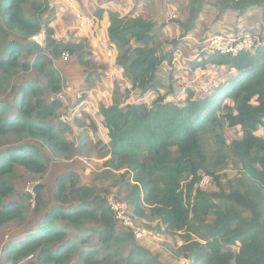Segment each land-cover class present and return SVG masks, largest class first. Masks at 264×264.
Instances as JSON below:
<instances>
[{
	"label": "trees",
	"instance_id": "1",
	"mask_svg": "<svg viewBox=\"0 0 264 264\" xmlns=\"http://www.w3.org/2000/svg\"><path fill=\"white\" fill-rule=\"evenodd\" d=\"M189 1V14L179 24L182 38L200 33L197 23L204 5L200 0ZM27 2L0 0V38L5 40L0 50V90L10 75L33 70L55 95L62 90V79L52 61L46 60L47 53L63 62L59 54L67 50L73 61L88 64L83 61L84 45L55 42L51 25L56 18L54 4L31 0L28 15ZM212 3L217 13L236 24L247 12L253 11L257 17L260 10L259 24L247 27L258 41L250 52L217 53L206 48V40L218 32L205 27L200 40L206 47H199L198 60L188 68L211 69L220 83L203 93L197 82L190 84L192 79L188 77L181 86L183 94L175 98L168 96L179 77L169 76L168 91L161 94L156 74L165 60L173 62L176 47L168 53L161 50L154 22L140 16L110 14L106 35L116 48V64L124 69L130 91L153 98L148 104L142 100L125 104L100 101L97 110L107 138L106 142H96V154L99 158L111 155L101 162L102 172L111 177L112 186L125 191L123 203L141 223L144 220L146 227L154 224L162 237L178 235L182 244L172 251L173 255L184 256L188 264H264V129L256 134L264 123V0ZM103 12L96 11L94 21ZM42 13L45 16L41 21ZM247 29L240 30L237 25L231 31L238 35ZM41 30L47 51L32 39ZM177 42L173 41L174 46ZM88 75L86 80L90 72ZM76 93L72 94V105L79 102ZM82 93L86 96L85 91ZM43 94L38 79H32L18 87L11 105L0 101V140L14 138L0 147V226L22 218L23 202L6 200L15 191L9 176L16 166L31 174H43L51 160L45 148L55 158L67 159L75 152V140L66 137L69 124L58 122L64 109L62 99L46 102ZM86 118L97 133L96 122L88 113ZM225 127L234 131L230 144L226 143ZM208 140L210 144H206ZM228 159L238 165V175L227 178L224 187L220 170L227 166ZM205 175L212 177L216 191L199 187ZM42 188V184L33 186L37 205ZM53 199L56 204L43 215L36 233L5 246V257L13 264L32 255L41 264H69L77 244L66 239L64 228L73 225L85 230L81 226L87 220L94 226L81 241L86 243L96 234L106 250L101 261L93 264H164L144 245L145 240L136 241L129 230L119 226L113 212L102 205L103 196L94 186L79 184L75 172L56 176ZM74 200L76 204H70ZM121 244L128 246L126 256L111 250ZM96 252L93 248L80 250L82 264H91L90 257Z\"/></svg>",
	"mask_w": 264,
	"mask_h": 264
},
{
	"label": "rangeland",
	"instance_id": "2",
	"mask_svg": "<svg viewBox=\"0 0 264 264\" xmlns=\"http://www.w3.org/2000/svg\"><path fill=\"white\" fill-rule=\"evenodd\" d=\"M30 1L28 0V2L25 4V9L27 14L29 15L30 12L32 11V8L30 7ZM43 4H54V6H52V8L54 9L53 14H55L56 18L54 20L58 21H62L64 18H72V21L74 23V26L77 27V22L75 21L74 17H72V13L69 12L68 10H66L64 7L62 6H56V0H40ZM76 3L78 2L80 5H84L83 1L84 0H74ZM120 2V7H124L125 9H133L135 8L136 3L138 2V0H118ZM174 1V0H172ZM202 2V4L204 5V9L203 11L200 13L199 19H198V28L200 33H198L197 37H180L181 34V30L179 29V24L188 16L189 14V8H190V1L189 0H181L182 3H180V5L177 6V12H173L172 8L170 7V2L169 1H161L159 0V4L157 5V11L159 12L160 10L163 9L164 7V13H163V20L161 19L160 21H153L155 24V30L157 31V40L156 43L158 45H160L161 50L164 53H168L170 52V50L174 47H176L175 50V54L174 57L172 58L173 62L171 63L169 60H165L164 62H166L163 67L161 66L156 74V80L157 82L160 84L159 87V92L162 94L164 92L168 91V85L170 82L169 76H171V78H174L176 76L179 77V79L174 83V86L176 85V87H174V89L170 92L169 94V98H175V97H180L183 93H182V87L184 86L186 81H188V77H191V81L190 84H194V82H197V84L202 81V80H211L212 78H216L217 77H213V73H211V69L210 71H205L202 69H189L188 66L191 65L190 63L197 61L199 58V53L198 49L199 47H205V43H203V41L200 40V36L202 35V31L205 27H208L210 30H215V32L218 33H225V29H234L236 28V25H238L240 27V30L243 29H247V27L253 26L254 24H259L260 22V15L259 13L261 12L260 10L257 9L256 12H258L257 17H255L253 14L255 12L250 11L247 12L244 15V19L242 21H240V23L236 24V21L233 20H227V18H223L222 15H220V12L217 13V11H215L213 9V1L214 0H200ZM108 2L107 0H100V3L97 6H93L91 5V8L88 7L89 9V13L90 14H86L89 17H92V25L88 27V30H98L99 29V23H94V19L91 13L93 11H95L97 9L98 6H104L106 5ZM165 3V4H164ZM168 3V4H167ZM49 6V5H48ZM87 6H89L87 4ZM84 6V7H87ZM78 7V6H77ZM81 8V7H80ZM80 8L78 7V9L80 10ZM92 9V10H91ZM95 9V10H94ZM169 9L170 11H172V13H174L176 15V17L174 19H168V17L166 16L165 12L166 10ZM216 9V7H215ZM52 13V12H51ZM218 15H220L219 19ZM43 16H45V13L41 14V21L43 20ZM217 19V20H216ZM150 20V19H147ZM167 20V22H166ZM216 20V21H215ZM151 21V20H150ZM235 22V24H234ZM171 23V24H170ZM60 25V23H58ZM71 26V24H70ZM65 28V26L63 27ZM207 28V29H208ZM216 28V29H215ZM101 29V28H100ZM248 30V29H247ZM102 31H104V29L102 28ZM165 33V35L162 36L161 34ZM207 31V30H206ZM61 37V39L63 40V42L67 41L66 35L61 33V31H56L55 33ZM168 34V36L166 35ZM206 34V33H205ZM208 34V33H207ZM217 34V33H215ZM214 34V35H215ZM34 36H37L36 39L41 42V45L43 47V49H47V45L45 42V35L43 37V34H41V31L38 34H35ZM99 37V36H98ZM176 39H178V42L176 43V46H174L175 44H173V41ZM172 40V41H171ZM104 42H106L107 47H109L110 42L109 40H104ZM5 43V40L0 38V50L3 48ZM102 52H104V54H106V50L107 48L102 47V43L103 42H99ZM84 52H83V61L88 62L87 63H77V67H80L79 70L76 71V74L74 76V80L72 81L74 83H70L67 80V75L69 74V72H61L60 68L61 67H65L70 65L74 59V56L70 55V61L68 63H63L61 61H58V58H52L49 53H47V58L46 60H51L54 67L59 71L60 77L62 79V90L60 91L62 93V107L61 109L64 107L63 111L68 107L71 101L70 99V93H76L80 90L83 89H79V87H84V83L86 82L85 79L88 78V72H91L92 76H95V81H105L106 77V73L108 72L106 70L103 69L104 73H97V68L100 65H96V67H94V63L92 61V48L91 44L89 42H85L84 44ZM96 49V48H95ZM113 49V48H111ZM97 50V49H96ZM47 51V50H46ZM60 58V57H59ZM116 61V59H115ZM175 62V63H174ZM61 65V67L57 68L58 65ZM117 65V64H116ZM174 66V67H172ZM107 69V68H106ZM222 68H214L213 70H217L220 71ZM108 70V69H107ZM118 73L117 75L123 79V81L126 78V74L124 69H117ZM105 74V75H104ZM80 77H79V76ZM70 76H73L70 74ZM116 76V75H114ZM206 76V77H205ZM90 78V77H89ZM32 79H38V83L44 88V94H43V98L45 99L46 102H50L52 99H55L56 94L54 95L49 88L46 86V83L44 82V80L42 79V77L40 75H38L36 72H34L33 70L27 71V72H23L21 70L17 71L15 74H12L8 77L7 83L4 84L3 88L0 90V101L2 103L6 102L9 105L12 104L13 100L15 99V97L17 96V89L18 87L23 84L25 81L27 80H32ZM107 88L106 91H104L102 93V98L101 96H99L101 99L100 101H104V102H119L121 104H125L128 103L130 101H138V100H142L145 103H150L152 101L151 95L150 94H143V95H137V91L132 92L130 90H128L126 87H124V83L123 81L121 82V80L119 79L120 82L116 81L115 79L111 80L109 82V79L107 80ZM67 82H69V84H67ZM100 82V83H101ZM110 83L113 84L115 87L114 89H110ZM172 83V81H171ZM178 84V85H177ZM107 90L111 93V95H107ZM84 91V90H83ZM88 91H86L87 93ZM108 92V93H109ZM72 97V95H71ZM98 95L95 94L93 92L92 97L91 98H86L89 102H91V104L93 105V107H95L96 105H98ZM109 100V101H108ZM78 108L81 111H87V109L84 106H78ZM62 111V112H63ZM84 114V113H82ZM264 129V123L258 127L256 134L260 135L262 134V131ZM70 132V131H69ZM69 132L66 133V137L68 138L69 136ZM72 132V131H71ZM234 132V131H233ZM232 131H230V129L225 127V136H226V143L230 144V142L232 141L231 139L233 138V133ZM71 135H73L72 133H70ZM13 137L9 136V138L6 139H1L0 140V147H4L5 145H7V142H12L13 141ZM71 140H74V138H68ZM29 139H25V141H27ZM206 144H210V141H206ZM44 153L47 156H51V160L49 162L48 165V169L46 170L45 173L43 174H31L28 173L27 171H25L22 167L20 166H16L15 172L9 176V180L14 184L15 186V191L10 194L6 200H12V199H20L23 202V214H22V218L20 219H15L9 223H6L2 226H0V264H13V262L11 260H8L5 257V252H4V248L5 246L9 243V242H16L19 241L20 239L24 238V236H26V234H33L37 232V228H38V223L41 221V219L43 218V215L49 211L53 205L56 204V202L53 199V195H54V191H55V178L58 174H60L61 168L64 169H68L67 171H71L73 168L77 169L79 174H80V170H82V166H83V161L80 160V157H83L84 153H87V149H79L75 146V152L70 156V158H67V162H69L67 165L63 162L65 161V159L63 158H55L50 154V151L45 148ZM76 153H79L78 155H75ZM80 161H78V158ZM58 161V162H57ZM90 168V167H89ZM221 173H224V175L222 176L220 182L222 184V186L226 187L227 186V178L233 179L238 175V165L236 164V162L233 159H228L227 161V166H225L222 170H220ZM56 174V175H55ZM91 178L90 180L93 182V180L96 181L97 177H93V173L88 174ZM102 175V179H103V184L104 183H111V177L108 178L106 175H104L103 172H101ZM205 176H209V175H205ZM210 177V182L200 188L209 190V191H216V186L213 183V179L211 176ZM79 182V181H78ZM36 184H42L43 188L40 192V201L39 204L37 205V201L36 198L34 200H31V198H29V196L27 195V191L26 188L27 186H34ZM95 187V191L97 192V194L103 196L104 198V202L102 205H106L105 204V199L108 195H112L115 198H118L119 201L123 202L124 201V196H125V191L124 190H120L119 188H117L115 186V190L111 191V187H112V183L110 185H106L105 187H101L98 188L96 185ZM106 189V191H104ZM70 204H76V201H72L70 202ZM128 207V205H127ZM129 211L132 213L131 209L128 207ZM142 224L143 226L151 232V236H148V239L143 241L148 248L151 249V251L153 253H155L157 255V258L163 262L164 264H188V259L185 258L184 256L182 257H177L175 255H173V250H175L178 246H181L182 241L181 239L178 237V235H167L162 237L161 235L157 234V231L154 229V224L149 223L147 225V227L145 226V221L142 220ZM94 226V222L92 221H88L84 222L82 224V228H86L85 230H78L76 226L73 225H69V226H65V231H66V239L67 240H71L73 242H75L77 244V249L75 250V252L73 253V255L71 256L70 259V263L69 264H82L81 260L79 259V252L80 250H88V249H95L97 250V252L93 255H91L90 257V263H96V261H101V259L103 258L104 254L106 253V250L103 248V246L98 242V239L96 237V234H93V236L86 242L83 243L81 241V238L83 236H86L89 233V229ZM153 226V227H152ZM121 228L117 227V231H120ZM135 241V240H134ZM135 243L139 244V242ZM54 250V247L52 248ZM234 250V247L232 248ZM112 251L114 252H118L121 256H126L128 253V246L126 244H121V245H116L113 246ZM26 262H31L34 264H41L39 262H36L35 260V255L29 256L27 258H24L21 260L20 263H26ZM19 263V264H20ZM99 264H105V263H99Z\"/></svg>",
	"mask_w": 264,
	"mask_h": 264
},
{
	"label": "crops",
	"instance_id": "3",
	"mask_svg": "<svg viewBox=\"0 0 264 264\" xmlns=\"http://www.w3.org/2000/svg\"><path fill=\"white\" fill-rule=\"evenodd\" d=\"M162 2L164 1H169L170 2V7L172 8L173 12H177V6L180 5L181 0H161ZM107 4L104 6H98L97 9L95 11H93L91 14L95 15V12L98 11L99 9H103V14L98 18L97 22L94 21V23H99V29L95 30V31H91V30H87V32L85 33H80L78 32V30L76 29V27L74 26V23L72 21V18H64L62 21H58L57 20H53L51 25L53 26V28L57 31H61V33L66 35L67 41L66 42H72V43H82L84 44L85 42H89L91 44L92 48V55L91 57L93 58L92 61L94 63V67H96L95 64L100 65L97 68V73H104L103 69L108 71L105 72L106 73V79L105 81L101 82V81H95V76L91 74L90 72V78L88 80H86V82L84 83V87H79L78 90L83 89L85 92L88 91L86 93V97L89 99L92 97L93 92L95 94L98 95V102H100V99L102 98V93L104 91H106L107 88V80L109 79V82L113 79H115L116 81L120 82L119 79L121 80V82L123 81L122 78H120L117 73L118 70L117 69H122L121 67H119L118 65H116V48L110 43L109 47H107L106 42H104V40H108V37L106 35V28H107V23L109 21V17L111 13H115L119 16H125V15H129V16H140L143 19H150L151 21H160L161 19L163 20V13H164V7L162 10H160L159 12L157 11V5L159 4V0H138V2L135 5V8L133 9H125L124 7H120V2L118 0H107ZM100 3V0H84L83 1V6L80 5L78 2L76 4V6H78L80 8V10L85 13V14H90L89 13V9L88 7L91 8V5L93 6H97ZM87 4L89 6H87ZM165 4V3H164ZM168 4V3H167ZM87 6V7H84ZM92 10V9H91ZM69 11V10H68ZM71 12V11H69ZM72 13V12H71ZM73 17V15H72ZM60 23V25L58 24ZM71 24V26H70ZM235 24V23H234ZM65 26V28H63ZM237 26V25H236ZM101 28V29H100ZM102 28L104 29V31H102ZM233 30V29H232ZM227 34H234L232 33L231 29H225L224 31ZM162 36L165 35V33H162ZM168 36V34H166ZM99 36V37H98ZM186 38V37H185ZM99 42H103L102 43V47L107 48V52L111 53L110 56H107V52L106 54H104V52H102L101 46ZM97 50H96V49ZM113 48V49H111ZM166 62H164L165 64ZM162 64V67L163 65ZM77 63L76 62H72L70 65L65 66V67H61L60 71L62 72H69V74L67 75V80L72 84L75 81L74 80V76L76 74V71L80 69V67L76 66ZM59 68V67H57ZM108 70H107V69ZM73 75V76H70ZM105 75V74H104ZM116 75V76H114ZM79 76V75H78ZM76 77V76H75ZM80 77V76H79ZM69 82H67V84H69ZM101 82V83H100ZM123 83L125 84L124 87H126L128 90L130 87L128 78L126 77L125 80L123 81ZM114 85L110 83V89H114L115 87H113ZM111 89V90H112ZM116 89V88H115ZM83 90L78 91L82 92ZM110 91V90H109ZM107 90V95H111V91L109 92ZM109 92V93H108ZM73 93H70V103L73 102V98L71 97ZM74 95V94H73ZM137 95L139 96V93L137 92ZM101 96V98L99 97ZM140 97V96H139ZM109 101V100H108ZM69 106L71 107V112L70 114V121H69V127H70V132H69V136L68 138H74L75 142H76V147L79 149H81V145L85 144V147L83 149H87V153H84L82 155H84L83 157H80V160L83 161V166H82V170H80V174L78 172L77 169L73 168L71 171L75 172L77 174L78 177V181L79 184H89L92 186H97L98 188L101 187H105L106 185H110L111 183H113V180L111 179V183H102L103 179H102V175L101 172L103 171V167L100 166L101 162L104 159H108L111 157V155H107L106 158H99L96 154V148H95V144L98 140H102L103 142H106V132L103 129V127L100 124V115L98 113L97 110V105L94 107L95 109L92 111H81L77 106H74L72 104H69ZM84 113V114H82ZM90 114L92 120L94 122H96L97 126H98V132L94 133L90 127V123L88 121V119L86 118V114ZM72 131V132H71ZM70 133H72L73 135H71ZM79 135V136H78ZM71 140V139H69ZM79 153H76L75 155H78ZM78 158V157H77ZM78 158V161H80ZM72 159V158H70ZM69 160V159H68ZM67 159H65V161H63L66 165L69 163ZM58 162V161H57ZM90 167V168H89ZM68 169H62L59 170L61 172L67 171ZM60 172V173H61ZM93 173V177L95 179V177H97L96 181L93 180V182L90 180V176L88 174ZM56 175V174H55ZM115 190V186L111 187V191Z\"/></svg>",
	"mask_w": 264,
	"mask_h": 264
},
{
	"label": "built area",
	"instance_id": "4",
	"mask_svg": "<svg viewBox=\"0 0 264 264\" xmlns=\"http://www.w3.org/2000/svg\"><path fill=\"white\" fill-rule=\"evenodd\" d=\"M57 5L62 6L66 10L72 12L73 17L77 22L76 29L78 30V32L80 33L87 32L88 27L92 25V17H89L81 10H79L74 0H56V6ZM165 14L169 20L174 19L176 17V15L172 13V11H170L169 9L166 10ZM108 26H109V21L107 23V27ZM41 34H43L44 37L43 30H41ZM36 37L37 36H33L32 39L39 42L36 39ZM52 38L55 42L59 44L65 43L63 42L61 37L57 34H53ZM257 41H258V37L249 30L242 31L238 35L235 34L225 35V34L217 33L206 40L208 46L206 47L205 44V47L217 53L233 55L240 52H250ZM110 55L111 53L107 52V56ZM59 57L60 60H62L63 62H68L70 60V54L67 50H62L59 54ZM219 83L220 80L216 78H212L211 80L204 79L197 84V88L203 93H208L213 89H215ZM55 97L56 99L63 98L61 92L57 93ZM75 98H76L75 100H79V102L74 106L77 105L84 106L87 109V111H92L95 109L91 104V102H89L86 99L87 97L82 92L76 93ZM70 112H71V107L68 105L65 111L58 115V122H61L63 124H68L70 121V114H69ZM209 182H210V177L203 176L199 183V186L203 187L207 185ZM26 191H27V195L29 196V198H31V200H34L36 198L32 186H27ZM105 204H106L105 206L113 212L114 218L119 224V226H121L123 229L129 230L136 241L147 240L148 236H151V232L148 231L143 226V224L129 211L126 204H124L119 200H116L112 195H108L106 197Z\"/></svg>",
	"mask_w": 264,
	"mask_h": 264
}]
</instances>
